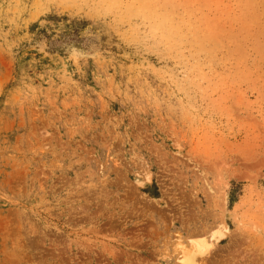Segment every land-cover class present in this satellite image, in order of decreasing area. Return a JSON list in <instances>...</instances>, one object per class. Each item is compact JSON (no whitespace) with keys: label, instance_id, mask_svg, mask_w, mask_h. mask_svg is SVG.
Listing matches in <instances>:
<instances>
[{"label":"rangeland","instance_id":"rangeland-1","mask_svg":"<svg viewBox=\"0 0 264 264\" xmlns=\"http://www.w3.org/2000/svg\"><path fill=\"white\" fill-rule=\"evenodd\" d=\"M178 236L264 264V0H0V264Z\"/></svg>","mask_w":264,"mask_h":264},{"label":"bare ground","instance_id":"bare-ground-1","mask_svg":"<svg viewBox=\"0 0 264 264\" xmlns=\"http://www.w3.org/2000/svg\"><path fill=\"white\" fill-rule=\"evenodd\" d=\"M222 231H224V230H222ZM217 232L218 233H216V231H215V232H213L214 234L206 235L207 233H209V232H207L206 234L204 233V235L209 236L210 239H212V243H213V241H214L213 239L217 238L215 236V234H217V235L220 234V232L218 230H217ZM203 236H202V238L204 239L205 237H203ZM210 239H208V240H210ZM186 241L188 242V240H186ZM206 242H207V240H206ZM174 246H175V250H176L178 256H180V258L178 259L180 264H202L204 262V260H206L208 258V257L207 258L205 257L206 256L205 254H207L206 252H208L210 250V249H208V251H207L208 247L206 244L204 245V242H193V241L191 242L190 241L188 244L183 243L180 236H178L177 239H175Z\"/></svg>","mask_w":264,"mask_h":264}]
</instances>
